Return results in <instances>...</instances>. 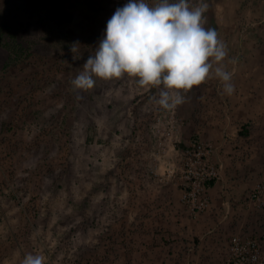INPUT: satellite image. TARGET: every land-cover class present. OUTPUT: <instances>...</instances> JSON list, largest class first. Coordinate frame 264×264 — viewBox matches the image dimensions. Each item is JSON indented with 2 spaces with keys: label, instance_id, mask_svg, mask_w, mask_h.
<instances>
[{
  "label": "rangeland",
  "instance_id": "obj_1",
  "mask_svg": "<svg viewBox=\"0 0 264 264\" xmlns=\"http://www.w3.org/2000/svg\"><path fill=\"white\" fill-rule=\"evenodd\" d=\"M126 2L0 0V264H227L234 237L264 245V0H189L226 55L167 106L127 75L72 84ZM195 141L219 177L191 214Z\"/></svg>",
  "mask_w": 264,
  "mask_h": 264
},
{
  "label": "clouds",
  "instance_id": "obj_2",
  "mask_svg": "<svg viewBox=\"0 0 264 264\" xmlns=\"http://www.w3.org/2000/svg\"><path fill=\"white\" fill-rule=\"evenodd\" d=\"M206 3L191 6L189 0H127L107 20L102 38L83 71L72 81L76 88L93 86V77L138 78L142 86H162V103L182 102L179 90H188L204 81L226 55L217 32L204 27ZM73 51V49H71ZM215 75L225 82L231 74L221 67ZM23 264H44L41 255L26 256Z\"/></svg>",
  "mask_w": 264,
  "mask_h": 264
},
{
  "label": "built area",
  "instance_id": "obj_3",
  "mask_svg": "<svg viewBox=\"0 0 264 264\" xmlns=\"http://www.w3.org/2000/svg\"><path fill=\"white\" fill-rule=\"evenodd\" d=\"M211 145L195 141L184 150L186 160L181 168L183 201L191 214L206 211L210 201L207 196V182L219 177V172L210 163ZM255 194L252 196L255 199ZM259 201V198L256 199ZM264 205V201L259 202ZM260 238H233L231 258L227 264H264V247Z\"/></svg>",
  "mask_w": 264,
  "mask_h": 264
}]
</instances>
